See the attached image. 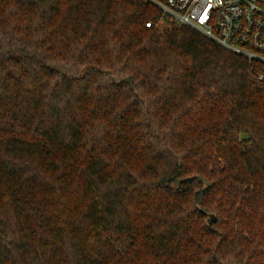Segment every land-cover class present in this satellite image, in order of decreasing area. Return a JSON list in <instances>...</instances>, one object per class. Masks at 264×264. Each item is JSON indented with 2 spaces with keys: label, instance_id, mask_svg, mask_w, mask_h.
<instances>
[{
  "label": "trees",
  "instance_id": "16d2710c",
  "mask_svg": "<svg viewBox=\"0 0 264 264\" xmlns=\"http://www.w3.org/2000/svg\"><path fill=\"white\" fill-rule=\"evenodd\" d=\"M0 264H264L255 64L149 0H0Z\"/></svg>",
  "mask_w": 264,
  "mask_h": 264
},
{
  "label": "built area",
  "instance_id": "2783aa9c",
  "mask_svg": "<svg viewBox=\"0 0 264 264\" xmlns=\"http://www.w3.org/2000/svg\"><path fill=\"white\" fill-rule=\"evenodd\" d=\"M255 64L264 80V0H149ZM150 23L148 22L147 25Z\"/></svg>",
  "mask_w": 264,
  "mask_h": 264
},
{
  "label": "water",
  "instance_id": "95a60500",
  "mask_svg": "<svg viewBox=\"0 0 264 264\" xmlns=\"http://www.w3.org/2000/svg\"><path fill=\"white\" fill-rule=\"evenodd\" d=\"M208 216H209L208 220H209L210 223L216 220V216H215V214H213V213H209Z\"/></svg>",
  "mask_w": 264,
  "mask_h": 264
}]
</instances>
